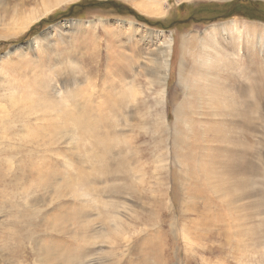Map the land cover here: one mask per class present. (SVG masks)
Masks as SVG:
<instances>
[{
	"label": "rangeland",
	"instance_id": "374dc122",
	"mask_svg": "<svg viewBox=\"0 0 264 264\" xmlns=\"http://www.w3.org/2000/svg\"><path fill=\"white\" fill-rule=\"evenodd\" d=\"M57 1L0 0V264H264V0Z\"/></svg>",
	"mask_w": 264,
	"mask_h": 264
},
{
	"label": "bare ground",
	"instance_id": "6f19581e",
	"mask_svg": "<svg viewBox=\"0 0 264 264\" xmlns=\"http://www.w3.org/2000/svg\"><path fill=\"white\" fill-rule=\"evenodd\" d=\"M61 4L64 2H66V1H74V0H58ZM57 1V2H58ZM46 9H48V7L46 8ZM155 10H157V8L155 9ZM48 12V11H47ZM36 20V19H35ZM27 19L25 20L24 19V23H23V26H25V28H26V26L27 25H30V24H28L27 23ZM214 49V48H213ZM208 50V49H207ZM119 73V72H118ZM89 86V85H88ZM92 90V89H91ZM94 92V91H93ZM5 109L6 110V107L5 106H1V109ZM0 114H2V112L0 111ZM4 119V117H0V128L2 129V131H1V134L2 135H5L6 134V132H7V129H8V125L10 126V120H8V124H3L1 121ZM13 123V122H12ZM11 123V124H12ZM28 130V129H27ZM1 135V136H2ZM9 137V136H8ZM3 176H2V172L0 171V185H2L4 182H5V180L2 178Z\"/></svg>",
	"mask_w": 264,
	"mask_h": 264
},
{
	"label": "trees",
	"instance_id": "16d2710c",
	"mask_svg": "<svg viewBox=\"0 0 264 264\" xmlns=\"http://www.w3.org/2000/svg\"><path fill=\"white\" fill-rule=\"evenodd\" d=\"M239 2H241V1H238V2H236L234 4H230V5H227L225 7H222L223 8L222 9L223 10V15H225V14L230 15L231 12H236L237 13L239 11V7H240ZM253 6L255 7L254 4H253ZM250 10L252 11L251 14L253 13V14H255L257 16L255 9H250ZM43 22H47V21H43Z\"/></svg>",
	"mask_w": 264,
	"mask_h": 264
}]
</instances>
